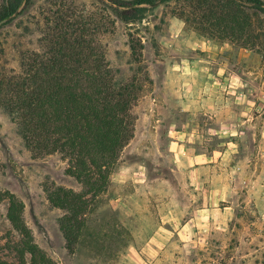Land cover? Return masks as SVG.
<instances>
[{
  "label": "rangeland",
  "instance_id": "374dc122",
  "mask_svg": "<svg viewBox=\"0 0 264 264\" xmlns=\"http://www.w3.org/2000/svg\"><path fill=\"white\" fill-rule=\"evenodd\" d=\"M11 2L0 264H264V0ZM124 86L127 126L95 124L91 107L106 104L96 90ZM33 103L36 137L20 110ZM106 132L127 141L91 145L100 167L87 183L75 157Z\"/></svg>",
  "mask_w": 264,
  "mask_h": 264
},
{
  "label": "trees",
  "instance_id": "16d2710c",
  "mask_svg": "<svg viewBox=\"0 0 264 264\" xmlns=\"http://www.w3.org/2000/svg\"><path fill=\"white\" fill-rule=\"evenodd\" d=\"M16 5L13 4L11 2V0L8 2V5L3 7L1 14H0V20H4L7 19L8 17L12 16L15 12H16ZM61 82V78L57 81V83ZM122 85H119L118 87H120ZM125 87V88H124ZM123 88H121L119 90V92L114 93V92H109L108 90H96L97 93L99 91L100 94L105 95V99H106V104H103L101 106H96L93 105V107H91V111L93 113V121L95 124L99 125L100 123L103 125H107L110 124L112 125V127L114 126L117 130L118 126L122 127L123 125L127 126V121H124L122 118V112L127 108L128 109V105L130 100L133 98V94H132V90H130V86H124ZM113 91V90H112ZM124 94L126 96H124ZM124 97H127L126 100H124ZM25 105L24 107H21V119L23 121V126L25 127L26 131H30L31 134H33V137L37 136V129H39L40 124L43 122V120H40V111L42 110V106L39 103L36 104H30V106L28 104H23ZM28 105V106H27ZM45 123V122H44ZM54 123H51V125H53ZM51 125H44L43 129L45 128H50ZM89 126H94V125H89ZM56 131V129H55ZM118 131H115V133H117ZM110 132H106L103 135H101V138H98L97 141L94 142H86L85 140H82L81 144H80V150L77 154V156L75 157V164L76 167H78L77 172H73L76 176H78L79 178L82 179V177H86L88 178L87 183L91 184L92 178L95 174L96 169H99L100 165L99 162L96 159H88L87 154L91 152V145L92 146H97V147H105L106 150H108L109 153H112V151L114 150V148L117 146V144L119 145H123L125 141L127 140H122L120 139V142L118 141V139L115 138H111L110 139ZM103 136H108L109 138H102ZM36 141V140H35ZM54 142L56 144L59 143L58 139H55ZM119 142V143H118ZM83 143V144H82ZM85 150H84V149ZM91 162V165H88L87 161ZM75 167V169H76ZM94 168V169H93ZM65 196V195H64ZM64 200V199H63ZM0 201H1V195H0ZM66 200H64L63 202H65ZM17 207V204L15 201H11V207H10V211H9V219L16 223L18 220V216L15 215L14 211L15 208ZM75 218L73 216L65 218V222L62 221L64 224L62 226V230L65 234V238L67 241V247L72 250V243L73 241H75L77 238L73 235L74 231H78V235L80 234L78 228H79V224L80 222H78L77 224H75ZM75 228L77 230H75ZM30 252L32 254V257L34 259V261H36V258L38 257V250L34 247L31 246ZM42 259V258H41ZM45 259V256L44 258ZM41 260L42 264H48V262L46 260Z\"/></svg>",
  "mask_w": 264,
  "mask_h": 264
}]
</instances>
